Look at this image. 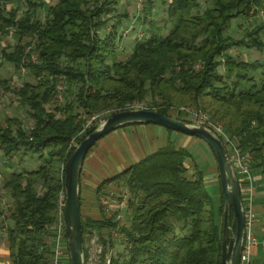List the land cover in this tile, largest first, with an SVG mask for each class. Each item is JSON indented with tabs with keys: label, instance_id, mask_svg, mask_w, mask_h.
<instances>
[{
	"label": "trees",
	"instance_id": "obj_1",
	"mask_svg": "<svg viewBox=\"0 0 264 264\" xmlns=\"http://www.w3.org/2000/svg\"><path fill=\"white\" fill-rule=\"evenodd\" d=\"M15 1L0 0V34L13 30L16 38L13 49H2V57L20 70L22 58L30 54L31 42L24 40L36 38L39 60L26 64L34 81H25L17 91L34 125L26 129L12 117L0 123V152L22 160L37 155L41 162L36 168L13 169L3 179L13 201L7 234L14 264H53L51 225L65 190V165L77 146L71 143L79 144L96 128L82 132L81 109L89 116L107 109L108 116L148 98L145 108L170 115L169 109L181 103L211 109L210 118L222 122L224 132L252 154L256 176L264 182V62L230 52L233 47L264 51V23L250 24L240 37L228 32L235 19L264 10V0H210L202 12L199 0H170L167 22L149 19L147 36L136 39L130 54L118 47L117 24L126 15L117 12L121 0H58L45 21L38 18L45 0H25L22 12ZM147 9L144 22L151 16ZM110 22L111 29L101 33ZM61 75L65 97L50 110L48 104L58 101ZM10 83L0 77V90H10ZM190 157L169 140L103 181L101 186L116 181L127 187L131 221L122 224L118 213L95 220L81 212L84 246L85 234L98 232L101 257L108 264H222L225 197L220 176L217 205L204 171L194 165L190 172ZM5 217L0 208V227ZM231 223L236 230L233 210ZM113 231L122 235L123 250L114 251Z\"/></svg>",
	"mask_w": 264,
	"mask_h": 264
},
{
	"label": "rangeland",
	"instance_id": "obj_2",
	"mask_svg": "<svg viewBox=\"0 0 264 264\" xmlns=\"http://www.w3.org/2000/svg\"><path fill=\"white\" fill-rule=\"evenodd\" d=\"M58 0H45L46 5L43 9L39 10L38 18L41 21H45L47 16V11L49 9V6L57 3ZM150 1V2H149ZM200 1V7L198 10L202 12L205 7L211 4L210 0H199ZM170 0H121L117 12L119 15L126 14L122 17V21L120 24H117L118 28V38L117 40L122 36V40L119 42V49L125 48V51L127 54H130L132 52V48L134 46V43L137 38L146 37L147 31L149 28V19L157 20V21H166L167 20V10ZM14 6H19L20 12L25 10L26 8V2L25 0H16L14 3ZM148 7H151V16L147 19V21H143L144 13L149 10ZM197 8L194 10L198 11ZM251 12L249 18H245L243 16H240L239 18L235 19L233 21L232 27L228 30V32L240 37L244 34L245 28H247L250 24H259L264 23V10L258 9L256 12ZM119 16L114 17L113 22H118ZM120 18V17H119ZM167 22V21H166ZM112 22L109 23V25L105 28V30L101 31V33H104L111 29ZM242 26V27H241ZM168 29L171 28L170 23L167 24ZM264 38V34H263ZM36 38L35 37H28L24 40L25 43H29L27 45V52L32 53L35 52L38 54L36 50H34L36 46ZM4 43L7 46H12V49L14 47V44L16 43V38L14 36V31L10 30L9 32L0 34V43ZM1 46V45H0ZM123 46V47H122ZM231 54L235 55L239 58H244L248 60H256L259 59L261 62H264V51H258L257 49H250L246 47H233L230 49ZM122 58L124 56L121 55ZM220 70L224 72V66H220ZM0 77L1 78H9L11 79V89L10 90H0V123H5L7 118H18L23 124V126L26 129H30L34 125V120L30 114V109L27 106H24L18 96L17 91L18 89L23 85L25 81H34L33 76L30 74V72L27 70L25 74H22L18 67L14 63L6 62L3 57L0 50ZM65 77L64 75H61L58 80V92L56 95V99L58 101L52 102L51 104H48V108L52 110L55 105L62 104V99L65 97V93L63 88H65ZM62 88V89H61ZM63 91V92H62ZM62 95V98H61ZM151 99H147V101L144 102H133L128 104V107L131 106V108H145L149 106V101ZM130 109V108H128ZM82 114V118L84 121V129L83 133L88 131L90 127L93 125L97 126L101 123V121L106 118L107 116V109L97 111L95 113H92L91 116L87 115L84 110H80ZM207 111V112H206ZM212 111L211 109L209 110ZM208 110H196L192 105H188L185 103H181L179 105L173 106L169 109V112H171L174 116L181 117L183 119H186L188 121H191L192 123H203L204 120L198 115L199 114H205L209 120L214 123L218 124L220 126H223V123L220 121H215L210 118L208 115ZM58 115H60L58 113ZM211 115V114H210ZM205 124V123H204ZM176 132V131H174ZM179 135H187L181 132H177ZM191 136V135H190ZM195 137V136H194ZM197 138V137H196ZM199 138V137H198ZM199 145L197 146V149L200 150V154H195L194 158L199 161L200 167L202 168L204 166L203 163H206L207 165H211L213 168L212 171L205 177L207 190L211 194L214 202L218 205L220 200V191H219V172H218V166L216 162L215 155L213 154L211 148L209 145L201 138L198 139ZM78 145L77 141L75 139L72 140L71 146ZM196 147V146H195ZM92 150V149H91ZM90 154V153H89ZM88 154V155H89ZM197 161V162H198ZM41 160L37 155H25L23 160L19 155H15L12 158H6L2 155L0 152V206L4 208L5 211L10 210L13 206V201L9 193L5 192V189L3 187V179L6 175L10 173L12 169H20L21 167L25 169H32L39 166ZM188 166L190 172H193L194 168V160H188ZM254 172L257 173L256 169H254ZM119 184V182H116ZM117 193L115 198L110 203H106L102 205V207H106V213L107 216H112L115 213H118V220L123 223H130L131 221V215L128 213V205L127 201L129 199V193L127 187L122 186L121 184L118 185ZM264 187V186H263ZM38 189L42 191L41 186H38ZM7 190V189H6ZM245 191V190H244ZM9 192V191H8ZM243 199L245 200V197L243 196ZM112 203V208L108 209V206ZM87 217L86 215H84ZM179 231V229H177ZM113 237L115 238V248L114 251L117 250H123L124 249V241H122V235L113 231L112 232ZM68 244V243H67ZM85 248L87 252V261L86 264H108L109 262L105 263L104 259L101 257V251L102 246L101 242L98 238V232H94L93 234H85ZM109 261V258H108Z\"/></svg>",
	"mask_w": 264,
	"mask_h": 264
},
{
	"label": "water",
	"instance_id": "obj_3",
	"mask_svg": "<svg viewBox=\"0 0 264 264\" xmlns=\"http://www.w3.org/2000/svg\"><path fill=\"white\" fill-rule=\"evenodd\" d=\"M153 123L203 139L217 160L225 197L223 215L222 264H241L245 241V205L241 185L229 151L220 134L204 123L187 122L183 118L154 109L130 108L109 114L75 147L65 165L64 221L70 264H86L81 215V172L86 155L102 137L124 125ZM234 211L237 226L231 223Z\"/></svg>",
	"mask_w": 264,
	"mask_h": 264
},
{
	"label": "crops",
	"instance_id": "obj_4",
	"mask_svg": "<svg viewBox=\"0 0 264 264\" xmlns=\"http://www.w3.org/2000/svg\"><path fill=\"white\" fill-rule=\"evenodd\" d=\"M0 45L2 53V49L7 45L3 42ZM198 139L196 136L179 135L177 131L170 132L166 127L153 123L131 124L108 133L92 147L82 167V214L95 220H102L106 213V207H102V205L110 203L116 195H119L116 193L120 184L113 181L101 186L103 181L116 176L132 164L158 151L169 140H173L177 146L188 150L191 154L190 158L194 160V165L203 170L206 177L213 168L206 163H203L204 166L201 168L199 161L194 158L195 154H200V150L197 149L199 145ZM260 182L261 180L257 177L254 187L253 211L258 216L256 232L259 244L253 250V264H264V187ZM5 192L9 193L6 189ZM242 196L245 197L244 203H246L248 194L242 192ZM112 206L111 203L108 209L112 208ZM0 208L2 207L0 206ZM5 212L6 217L0 227V264H14L7 234V227L11 223L10 215L12 210ZM128 213H131L130 208H128Z\"/></svg>",
	"mask_w": 264,
	"mask_h": 264
},
{
	"label": "built area",
	"instance_id": "obj_5",
	"mask_svg": "<svg viewBox=\"0 0 264 264\" xmlns=\"http://www.w3.org/2000/svg\"><path fill=\"white\" fill-rule=\"evenodd\" d=\"M39 55L35 52L24 55L20 71L22 74L27 72V63L37 62ZM62 89V88H61ZM64 89V88H63ZM63 92V91H62ZM62 98V95H61ZM199 115L203 123L207 124L225 139L232 163L235 167L240 184L243 186V191L248 194V199L245 205V241L241 255V264H253V250L258 246L259 240L256 232V225L258 222V216L253 211L254 203V187L257 181L256 173L254 172L253 156L250 152H244L239 148L238 142L231 135L226 134L222 126L212 123L205 114ZM264 186V182H260ZM245 190V191H244ZM244 200V199H243ZM64 202H65V190L60 193L58 199V207L55 221L51 225L50 240L54 246L53 264H70L68 261L69 251L67 249L66 227L64 221ZM264 214V210H263Z\"/></svg>",
	"mask_w": 264,
	"mask_h": 264
}]
</instances>
